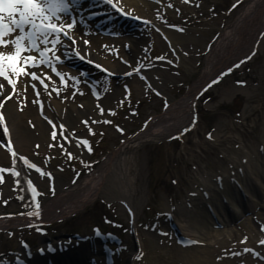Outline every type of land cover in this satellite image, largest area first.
<instances>
[{
	"label": "rangeland",
	"instance_id": "1",
	"mask_svg": "<svg viewBox=\"0 0 264 264\" xmlns=\"http://www.w3.org/2000/svg\"><path fill=\"white\" fill-rule=\"evenodd\" d=\"M143 1L157 7L150 11L154 15L148 16V19L138 17L141 20L140 32L144 35L143 51L137 54L136 64L134 63L136 68H140L139 74L108 73L102 77L98 71L86 67L90 74L85 78L77 70L71 74L68 67V71L62 70L66 73V81L77 80L83 93L82 96L77 95L79 101L91 92L96 94L97 102L110 93L112 88H118L121 92L113 98L112 104L106 107L108 109H104V114H99L95 119H107L111 121L110 124H92L90 119L86 127L81 120L79 123L76 121V124L82 126L83 131L71 130L72 136L77 140H88L91 152L81 145V152L76 155L65 147V150L75 157L69 160L66 154H62L58 144L56 150L45 149V146L30 147L29 161L36 164L39 160L41 171L48 174L44 171L48 169V172L55 173V179L62 184L82 179L99 165L102 157L140 132L151 117L160 115L171 100L183 96L191 79L201 71L203 58L212 43L221 31L226 30L236 18L242 16L247 2L190 0L185 3L184 0H171L159 4V1L155 0ZM112 4L114 5L108 2L107 9L113 10ZM75 5L77 7L70 5L71 13L81 9L79 7L82 4ZM110 17L115 19L116 23L115 28L112 27L114 34L109 36L118 40L117 44L121 46L108 48L100 54V60L104 59V62L111 65L119 61L116 59L117 53L128 57L131 51L127 45L130 37L124 36V29H117L124 25V20L117 19L119 16L115 13ZM79 18H83L82 23L85 22L81 29L86 25L83 30L90 32V38L99 41L101 36L90 30L92 25L88 19L81 16ZM73 21L71 18L70 23ZM170 25L175 28L169 27ZM161 56L165 59H157ZM213 57H216L215 53ZM75 59L79 60L78 57ZM244 59L231 67L230 63L227 64L229 67L226 71L205 85L204 90L194 100V116L188 131L157 141L139 143L132 153V160L126 164L128 173L124 175V182L127 187L121 180L120 185L112 184L113 188L132 190L133 215H130L129 207L120 199L95 197L61 222L36 226L18 225L1 230L0 260L11 263L14 258H18L21 245L25 243L32 252V244L36 243L39 231L48 236L60 233L61 236L75 234L87 239L94 238L98 245L94 248V253L96 249L100 252L106 249L113 253L112 264H127V258L131 259L128 264H155L154 255L157 251L152 249L151 243L160 245L163 248L162 254L175 251V248L184 250L186 246L193 245L178 228V222L182 218L176 215L181 213V207L190 209L185 200L196 198L198 211L206 218L203 210H208L214 220L211 209L201 206L210 193L203 189L202 183L207 182L212 188L219 179H224L229 171L234 172L230 158L239 161L241 157L260 155L264 148V32L255 39L252 52ZM78 64L74 61L69 63L72 66ZM58 65V62L53 64ZM142 72L146 73L148 78L142 79ZM134 78L141 79L140 83L135 82ZM214 80L218 82L208 87ZM157 92L160 95H157ZM108 110H112L115 115L108 114ZM89 127L94 135L89 134ZM117 127L123 131H118ZM6 167H10L8 160L0 159V169H7ZM34 173L42 178V184L38 183L50 194V191L54 190V177L51 176L50 179L48 175L41 176L36 171ZM262 173L264 174V168ZM1 176L0 215L12 216L28 212L31 202H24L15 190V197L9 193L10 186L14 189L18 186L16 178L9 172L2 173ZM260 177V184L254 183L255 187H250L249 197L253 203H264V175L261 174ZM108 185L105 187L108 188ZM41 201L38 200L39 203ZM251 211L240 221H249V224L255 227V232L259 231L255 235H262L263 240L264 222L259 218L264 216V209L258 207ZM224 216L229 223V214ZM230 216L232 223L234 217L232 218L231 214ZM215 225L213 230L222 229L221 226ZM96 230L100 231V236L94 234ZM112 239L116 243L109 244ZM243 240V243L240 239L234 240L232 247L225 250L223 258H234L235 264H264V251L252 243L249 245L252 248H249L245 239ZM84 241L86 244V240ZM146 245L148 252L145 250ZM132 248L135 250L134 255L130 254ZM245 249L251 251L246 252ZM94 253L86 256L94 257Z\"/></svg>",
	"mask_w": 264,
	"mask_h": 264
},
{
	"label": "bare ground",
	"instance_id": "2",
	"mask_svg": "<svg viewBox=\"0 0 264 264\" xmlns=\"http://www.w3.org/2000/svg\"><path fill=\"white\" fill-rule=\"evenodd\" d=\"M75 1L77 0H70L71 3ZM82 1L85 2L82 4L84 8L81 7L80 9L81 16L85 19H94V24L99 25L98 30L107 33L99 34L101 36L99 41L93 40L89 37L90 32L86 33L83 30L86 25L81 29L78 20V25L72 29L66 27V24L70 23L71 18H73L74 13H71L68 17L62 16L60 23H65L63 32H67L68 36L74 39L76 43L72 44V40L65 38L62 34L63 44L56 49L59 65L54 67L57 71L65 76L66 73L64 74L62 70L68 71L66 67L72 70H69V74H71L75 73L73 71H79L78 68L81 66V70L90 74L86 69L87 61L99 66L95 70L101 73L102 77L106 74L102 71L103 69L110 74L117 75H126L129 72L137 73L134 63L136 64L137 54L143 51L144 45V35L140 32V22L124 20L122 21L124 25L117 28L124 29V36L130 37L127 45L131 52H129L128 57L117 53L116 59L119 61L110 65L104 62V59H102L103 62L100 60V54L115 45L121 46L117 44L118 40H113L108 35L115 32L112 27L115 28L116 20L110 15L117 14V12L107 9L109 0ZM155 1L164 4L171 0ZM111 2L114 3L117 10H123L128 15L142 19H148V16L154 15L150 11L157 7L143 0H111ZM248 4L250 5L247 8ZM246 6L243 8L242 16L236 18L226 30L221 31L212 43L209 52L203 58L201 71L191 79L184 95L177 100H171L160 115L153 116L147 121L140 132L102 157L101 162L93 171L80 180L62 184L57 178L55 179V173L48 172V169H45V172L54 177V190L50 191V194L40 185L43 182L42 178L34 173V169L28 168L20 158L23 157L28 162L30 160V147L37 145L39 147L45 146V149L56 150L57 142L51 138L52 125L48 123V120L56 125L58 134L59 126L64 125L65 135L71 141V143H65V147L76 155L80 154V147H76L77 138L72 136L71 133V130L83 131L82 126L77 125L76 121L79 123L81 120H95L100 114V108L108 109L106 107L111 105L113 98L120 95L121 92L118 88H112L111 92L105 94L98 102L96 101V94L93 95L91 92L90 95L79 101L77 95L82 96L83 93L80 91L77 80H64L62 84L59 77L53 74L49 67L45 68L41 65L39 68L26 67L25 70L28 73L36 72L41 79L45 75L50 76L51 81L45 80V83L49 84L48 92L51 91L52 87H55L58 89L59 95L54 92L49 95L48 92L44 91L39 81H31L30 76L15 77L9 72L10 78L17 80V94H14L11 100H7L4 107L0 109L4 116V123H0V141L3 144H5L4 142L10 143L12 150L17 155L12 157L8 150L0 146V159L8 160L10 168H13V160L15 159L17 170L22 173L19 178L16 177V180L19 179L21 183L15 189L13 186L9 187L11 196L15 197V190L24 202H31L30 190H27V181L31 180L33 187L39 193L37 201L40 199L42 201L39 203V217L28 216L29 212L36 211L33 202L30 203V211L28 212L12 216L0 215V230L18 225L36 226L61 222L98 196H103L105 199L115 198L124 201L129 207L130 215H133L132 190L113 188L112 184L120 185L119 180H121L123 185L127 187L124 182V175L128 173L126 164L132 160V153H134L139 143L168 138L190 128L194 116V100L204 90L205 85L211 79L226 71L229 66L243 62V59H246V56L252 52L255 39L260 33L264 32V0H247ZM120 18V16L117 17V19ZM15 35L16 33L5 37V39H13ZM84 41H88V43L85 44ZM48 48H51L50 44ZM0 50L12 53L14 47L9 44L6 48H0ZM214 53L216 57H213ZM21 55H33L37 57V61L39 60L36 52H25ZM49 56L51 57V52H49ZM76 56H79L84 62L75 59ZM106 60L110 59L107 57ZM70 61L79 64L78 66H72L69 65ZM54 63H57L55 59L53 60ZM142 75L148 78L146 73L142 72ZM139 80L141 81V79L134 78L135 82L140 83ZM0 83L5 86L4 92L0 93V99H3L4 96L12 93V89L3 78H0ZM32 84H36L37 90L40 91L39 104L33 103L36 95L31 87ZM94 84H97L96 79ZM40 105H43V108ZM5 127L7 128V134L4 132ZM60 143H64V141L60 140ZM50 144L54 146L49 147ZM263 160L264 148L260 155L241 157L239 161L230 158L229 162H231L230 165H233L231 169H234V172L229 171L227 176L224 179H219L218 183H215L212 188L207 182L202 183L203 189L210 193L206 199H201V201L203 200L201 206H207L211 209L215 222L208 214V210H203L207 219L198 211L199 205L196 198L185 200L189 203L190 209L181 207V213L176 215L178 218H182L178 222V228L183 231L185 238L193 245L186 246L184 250L175 248V251L162 254L163 248L160 245L157 246L151 243L152 249L157 251L154 255L155 264H235L236 259H225L223 254L232 247L231 243L238 239L241 242L245 239V243L249 248H252L249 246L252 243L255 247L264 251V245L259 243L263 238L262 235L261 237L255 235L259 231L256 230L257 232H255V227L249 224V221L243 223L240 221L243 217H246L247 212H252L251 210H256L258 207L264 209L262 201L253 203L249 197L250 187H255L254 183L260 184L258 180L261 179V174L264 175L262 173ZM34 165L42 169L39 166V160ZM106 185H108V188L105 187ZM225 214H229V223L225 219ZM230 214L232 218L234 217L232 223H230ZM258 215L260 216L259 213ZM259 220L263 223L264 216H261ZM215 224L221 226L222 229L213 230L212 228L216 227ZM59 234L48 236L41 233L37 235L36 243L32 244V255L29 258L24 255L22 250H19L21 257H18V259H21V262L8 263L0 260V264H101V262L105 264L106 260L107 264H111V259L114 257L113 253H109L105 249L101 252L96 249L94 253V248L98 247L94 238L87 239L86 244H83L85 241H77L72 234L66 236ZM113 242L116 243L112 239L109 244ZM47 246H50L51 251L47 249ZM145 250L148 252L147 245ZM134 251V248H132L130 254L134 255ZM93 253L94 257L86 256ZM130 261L131 259L128 260V258L125 260L127 264Z\"/></svg>",
	"mask_w": 264,
	"mask_h": 264
},
{
	"label": "snow or ice",
	"instance_id": "3",
	"mask_svg": "<svg viewBox=\"0 0 264 264\" xmlns=\"http://www.w3.org/2000/svg\"><path fill=\"white\" fill-rule=\"evenodd\" d=\"M111 2V0H109ZM185 3H189L190 0H184ZM240 2V0H238ZM70 0H0V48H6L9 44L14 47V51L12 53H7L4 50H0V78H3L4 81L7 82V85L11 86L12 93L7 94L0 99V109H2L7 102V100H11L14 94H17V80L12 79L9 76V72L12 73L15 77L21 76H30L31 81H39V84L43 86L44 91L48 92L49 84L45 83V80L51 81V77L45 75L43 79L40 78L36 72L28 73L26 72V67L36 68L41 65L47 66L51 69V72L59 77L61 83H64L65 77L60 74L56 67L53 66V60L55 59L57 62L59 61V57L56 56V49L58 46H62L63 41L61 36L67 39L72 40V44H75L76 41L68 36L67 32H63L65 28V23H60L61 17H68L71 15L70 8ZM168 7H172V5H168ZM236 7V5H233ZM7 14L8 23H5V15ZM18 17V18H17ZM75 21L72 23H67L66 27L68 29H72L74 27ZM169 27L175 28V26L170 25ZM178 31H183V29H176ZM13 33H18L15 35L13 39L6 40L5 37L11 36ZM85 44L88 41H84ZM51 45V48H48V45ZM43 48V50H41ZM25 52H36L38 53L39 60L37 61V57L33 55L22 56V53ZM49 52H51V57L49 56ZM159 60H164L165 57H158ZM168 63H172L168 61ZM239 65H236L238 67ZM143 65H141V68ZM136 72H140V68L136 69ZM226 74V73H225ZM126 75H132L131 72L126 73ZM145 79V77H141ZM218 80L212 81L208 87H211L212 84L217 83ZM36 99L33 103H40V91L37 90L36 84H32ZM5 89L4 84L0 83V93H3ZM56 93L59 95V91L57 88L52 87L51 91L48 92L49 95L52 93ZM157 95H160L158 92ZM43 108V105H40ZM99 107V106H98ZM100 114H104V109L100 108ZM108 114L115 115L112 110H108ZM0 123H4V116L2 112H0ZM48 123L52 125L51 138L53 141L57 142L58 146L62 149V154H66L69 160L74 159L75 157L71 152H67L65 150V143H71L68 136L65 135L66 129L63 124L59 126V134L56 129V125L48 120ZM82 123L87 127L89 125V121L85 120ZM92 124L103 123L110 124L111 121L105 119L103 121L91 120ZM118 131H123L117 127ZM189 129H185L184 131H188ZM89 134H93L91 127L88 128ZM4 132L7 134V128H4ZM60 140H63L64 143H60ZM83 145L89 152L92 151L89 146V142L87 139H79L76 141V147H80ZM54 145H49V147H53ZM39 147V145H37ZM7 150L11 153L12 157H16V153L12 150V146L9 143ZM23 160L25 164H27L28 168L34 169L37 173L43 175H48L51 179V174H46L41 171L39 167L34 164H28L23 157L20 158ZM8 169H0V173L8 172ZM11 173L14 177L19 178L22 173L17 170L16 160H13V168L11 169ZM0 182H2V176H0ZM17 185L21 182L19 179L16 180ZM24 190V189H21ZM27 190L31 191V199L33 204L35 205V212H29V217H39L40 215V204L37 201V196L39 193L33 187L31 180L27 181ZM264 231V228H262ZM244 241H242L243 243ZM261 245H264V240L259 242ZM246 252H250V249H245ZM234 255H239V253H234ZM258 255V254H257Z\"/></svg>",
	"mask_w": 264,
	"mask_h": 264
},
{
	"label": "water",
	"instance_id": "4",
	"mask_svg": "<svg viewBox=\"0 0 264 264\" xmlns=\"http://www.w3.org/2000/svg\"><path fill=\"white\" fill-rule=\"evenodd\" d=\"M72 236H73L77 241H79V242L84 241V240H87V238H83V236H78V235H75V234H72ZM88 241H89V240H88ZM92 243H93V242H92ZM83 244H84V243H83ZM49 247H50V246H49ZM49 247L47 246V249H48L49 251H51Z\"/></svg>",
	"mask_w": 264,
	"mask_h": 264
}]
</instances>
